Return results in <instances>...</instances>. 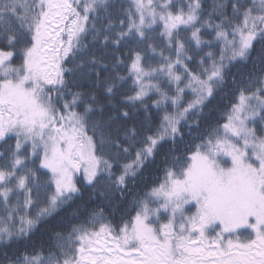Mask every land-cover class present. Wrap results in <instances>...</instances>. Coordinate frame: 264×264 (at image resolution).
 <instances>
[{
	"label": "snow or ice",
	"instance_id": "obj_1",
	"mask_svg": "<svg viewBox=\"0 0 264 264\" xmlns=\"http://www.w3.org/2000/svg\"><path fill=\"white\" fill-rule=\"evenodd\" d=\"M0 264H264V0H0Z\"/></svg>",
	"mask_w": 264,
	"mask_h": 264
}]
</instances>
